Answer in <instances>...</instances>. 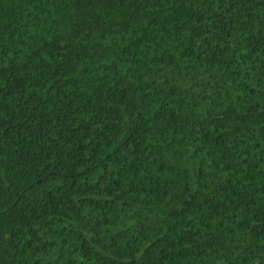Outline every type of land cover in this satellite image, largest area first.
<instances>
[{
  "label": "trees",
  "instance_id": "1",
  "mask_svg": "<svg viewBox=\"0 0 264 264\" xmlns=\"http://www.w3.org/2000/svg\"><path fill=\"white\" fill-rule=\"evenodd\" d=\"M0 264H264V0H0Z\"/></svg>",
  "mask_w": 264,
  "mask_h": 264
}]
</instances>
